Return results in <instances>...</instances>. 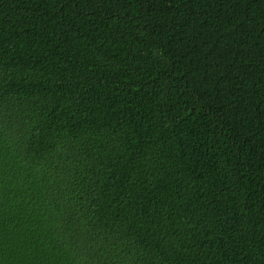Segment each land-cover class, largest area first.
<instances>
[{"label":"trees","instance_id":"16d2710c","mask_svg":"<svg viewBox=\"0 0 264 264\" xmlns=\"http://www.w3.org/2000/svg\"><path fill=\"white\" fill-rule=\"evenodd\" d=\"M0 264H264V0H0Z\"/></svg>","mask_w":264,"mask_h":264}]
</instances>
